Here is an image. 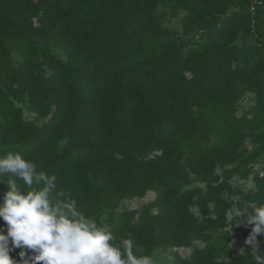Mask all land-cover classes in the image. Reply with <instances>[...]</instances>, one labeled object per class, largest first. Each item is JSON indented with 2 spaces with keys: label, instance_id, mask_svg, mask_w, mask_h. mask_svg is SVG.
I'll return each mask as SVG.
<instances>
[{
  "label": "trees",
  "instance_id": "obj_1",
  "mask_svg": "<svg viewBox=\"0 0 264 264\" xmlns=\"http://www.w3.org/2000/svg\"><path fill=\"white\" fill-rule=\"evenodd\" d=\"M247 93L255 102L239 114ZM8 152L54 175L78 211L114 243L133 239L137 255L254 264L224 227L246 239L251 226L234 224L236 213L264 204L258 172L253 187L234 183L264 158V4L0 0V155ZM149 191L152 201L115 214ZM12 251L17 264L31 260V250Z\"/></svg>",
  "mask_w": 264,
  "mask_h": 264
},
{
  "label": "clouds",
  "instance_id": "obj_2",
  "mask_svg": "<svg viewBox=\"0 0 264 264\" xmlns=\"http://www.w3.org/2000/svg\"><path fill=\"white\" fill-rule=\"evenodd\" d=\"M3 181L8 189L0 201V219L6 227V231L0 228V264H16L10 255L15 248L21 249V257L25 249L31 250V260L23 264H157L151 255H137L140 249L131 238L114 243L109 230L78 211L76 201L57 190L54 175L38 171L21 153L0 155ZM236 216L234 224L251 226L245 244L254 264H264V249L257 239L264 234V204L251 211L245 207Z\"/></svg>",
  "mask_w": 264,
  "mask_h": 264
},
{
  "label": "rangeland",
  "instance_id": "obj_3",
  "mask_svg": "<svg viewBox=\"0 0 264 264\" xmlns=\"http://www.w3.org/2000/svg\"><path fill=\"white\" fill-rule=\"evenodd\" d=\"M167 25L171 28L175 29H181V23H180V17L172 18L168 17L167 20ZM255 102V97L252 93H247L243 99L240 101L239 104V114H243L252 104ZM25 116L28 118L35 119L36 115L34 113L29 112L28 110L25 109ZM45 120V118H42L41 120H38L39 123H42ZM264 169V158L258 160L256 163L252 165V171L249 173V175L246 178H242L239 176H236L234 179V183L240 185L244 189H248L250 187L254 186V179L253 175L256 172L261 171ZM8 189V184H0V196L1 199L3 198V193L6 192ZM155 197V192L154 191H149L144 197H133V198H128L124 200L118 209L115 210V214H118L119 211L123 210L124 208H138L141 205L148 203L152 201ZM236 207H234L230 212H229V218L234 216L236 212ZM224 229H228L232 232V237H231V246L235 248L238 252H240L241 249L246 248L245 244V239L236 237L233 235L234 232V226H232L230 223H228ZM258 241H260V246L264 247V234H260L257 236ZM197 245L203 246V243L198 241L196 242ZM14 250V249H13ZM192 248L190 247H180L178 249V252L184 256V257H189L191 254ZM243 250H241L242 252ZM173 257V254L171 253V250H164V249H159L157 250L153 258L155 261H157V264H162L165 262L167 259H171Z\"/></svg>",
  "mask_w": 264,
  "mask_h": 264
},
{
  "label": "built area",
  "instance_id": "obj_4",
  "mask_svg": "<svg viewBox=\"0 0 264 264\" xmlns=\"http://www.w3.org/2000/svg\"><path fill=\"white\" fill-rule=\"evenodd\" d=\"M264 4V0H251V8L253 10H255V8L257 6H260V5H263ZM259 173V176L260 177H264V169H262L261 171L258 172ZM10 255L12 256V258L16 261V264H17V261H19V256L17 253H15L14 251H12L10 253Z\"/></svg>",
  "mask_w": 264,
  "mask_h": 264
}]
</instances>
